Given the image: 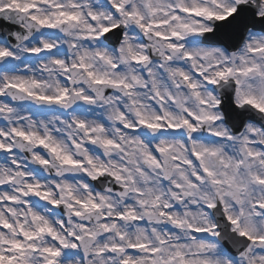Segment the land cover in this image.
<instances>
[{"label": "clouds", "instance_id": "clouds-1", "mask_svg": "<svg viewBox=\"0 0 264 264\" xmlns=\"http://www.w3.org/2000/svg\"><path fill=\"white\" fill-rule=\"evenodd\" d=\"M194 6L251 22L228 40ZM261 21L264 0H0V253L120 264L111 246L143 242L158 262L264 264V111L242 102L264 75L215 77L264 72Z\"/></svg>", "mask_w": 264, "mask_h": 264}, {"label": "snow or ice", "instance_id": "snow-or-ice-1", "mask_svg": "<svg viewBox=\"0 0 264 264\" xmlns=\"http://www.w3.org/2000/svg\"><path fill=\"white\" fill-rule=\"evenodd\" d=\"M119 8V5L116 6ZM179 11H183L185 14L188 15H197V16H205L210 20L216 21V31L218 34H222L225 38L228 40H238L240 35L242 34V28L245 27L249 21L246 17H244L242 14L245 11H248L243 6L240 8H233V7H227L224 8L223 12L214 11L209 8L194 6L192 8H182ZM240 12L241 16L237 17L236 13ZM235 17V19H234ZM254 20V18H253ZM42 23H44L42 21ZM262 24H264V21H261ZM185 28H188V26H183ZM188 31L192 34H199V33H205L207 34L210 32V29L207 27H199V28H188ZM158 35H160L158 33ZM173 37L180 38V33L173 32ZM45 47H48L47 45ZM172 47H177L176 45H172ZM259 50H264V44L259 45L257 48H250V51L255 53ZM8 53L6 51H0V56H5ZM190 53H185L186 57H190ZM257 73L260 75H264V72L261 71L260 67L256 64H245L243 67L240 68H231V67H225L217 70L215 72V77L217 79H225L228 77H235L237 75L241 76H248L250 73ZM208 82L215 83V79L208 78ZM237 84L240 83L239 80L236 81ZM195 87V85H193ZM63 95V93H61ZM44 99H52L49 97H45ZM56 99H59V97H56ZM242 102L247 103L258 110L264 111V101L258 99L254 95H245L242 97ZM187 123V121H185ZM23 135V133H21ZM43 143V141H40ZM198 155V154H197ZM260 183H264V178H260ZM256 207L264 209V203H257ZM131 215V213H129ZM235 223V221H232ZM49 232L52 230L49 228L47 229ZM197 231H200L197 229ZM26 236H29L31 234L25 233ZM52 235H55L53 232ZM243 235L247 236V233H243ZM262 242H264V237L259 238ZM63 244V241H61ZM163 243V242H162ZM13 249H21L23 248V245L19 242H13L12 243ZM113 252H119V253H125L123 259L121 260L120 264H142V257H136L133 255V253L137 252H144L146 254V257L148 259L149 264H174L173 257H169L167 261H165L163 258L160 259L158 262L156 259H154L159 253L162 251V248H153L149 247L147 244L140 242L136 244H130L125 249L120 245H113L109 249ZM44 253L48 256V260L46 264H55V261L53 258L60 255L59 249H52V248H46L43 250ZM176 257H182L183 254L179 251L175 253ZM0 264H16V257L15 256H6L3 253H0ZM178 264H188L187 260L180 259L178 261ZM204 264H207V262H204Z\"/></svg>", "mask_w": 264, "mask_h": 264}]
</instances>
